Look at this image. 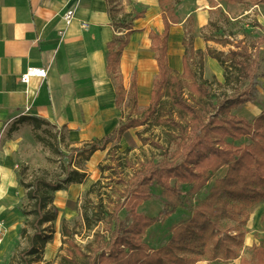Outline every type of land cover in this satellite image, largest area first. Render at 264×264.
I'll list each match as a JSON object with an SVG mask.
<instances>
[{
	"label": "rangeland",
	"instance_id": "374dc122",
	"mask_svg": "<svg viewBox=\"0 0 264 264\" xmlns=\"http://www.w3.org/2000/svg\"><path fill=\"white\" fill-rule=\"evenodd\" d=\"M108 6L112 25L117 33H121L116 36V47L133 32H140V37L134 36L130 48L126 50L124 65L119 61L110 70L121 111L115 129L132 118L142 122L129 128L127 134L111 133V139L104 149L89 153L84 148L89 140L75 143L67 139L55 124H41L37 128L32 121L20 125L16 121H1L0 219L6 227V236L0 248V264L20 263L18 253L28 246L29 236L33 232L32 201L27 197L21 180L27 184L34 176L49 180L62 179L71 153V167L84 171L86 177L81 183H71L64 189L49 192L53 195L50 207L56 210L57 217L43 224L51 231V238L43 247L42 260L38 264H59L61 257L72 251L81 255L77 252L78 248L87 254L92 251L90 256L93 257L100 241L109 239L115 217L120 218L126 226L131 223L130 207L141 215L159 216V220L141 234V239L151 249H158L169 240L172 227L185 219L197 201L203 200L216 180L223 178L228 171L227 164L218 167L185 207L177 206L169 215H165L164 211L169 210L171 205L166 204L159 185H153L150 188L152 196L143 201L136 203V198H129L136 189L131 185L133 174L150 160L170 161L174 157L172 152L181 141L180 136L186 132L188 134L189 128L182 130L181 125H185V120L177 125L167 118L171 111L168 102L162 111L166 119L163 122L154 116L145 117L147 104L139 102L138 81L141 82L140 96L144 100L148 87L151 89L157 76L154 43L148 38L150 33L162 30L157 1L108 0ZM167 6L173 8L178 16V23L170 28L167 64L182 78L184 95L204 105L201 113L203 121L222 116L211 104L246 90L250 99L231 107L229 114L254 123L255 117L264 113V43H257L260 37H264V5L255 4L253 0H166ZM126 26L137 30L127 33ZM140 46L143 48L141 57L138 55ZM185 47L202 51V60L192 52L190 66L195 72V80L203 83L209 91V97L201 99L193 89L191 80L182 75L181 58ZM209 49L217 53L220 60L211 57L207 52ZM231 50L238 52L235 55L230 53ZM236 58L257 61L253 83L238 75ZM131 63L134 64L131 66ZM133 72L135 90L131 84ZM245 96L241 95L243 98ZM173 116L175 121L180 122L175 112ZM211 138H214V134H211ZM228 141L235 145L254 144L253 138L247 135L232 141L228 138ZM8 164L11 174L6 171ZM168 181L181 190H187L190 185L176 181V177ZM93 183L95 186L88 192ZM218 198L221 202L229 203L223 195ZM242 206V214L238 218L242 219L246 214L245 223L225 216L219 217L223 228L228 229L227 235H231L233 240L223 235L217 247L215 242L219 233L208 237L204 252L198 255L193 264H264V201ZM240 233L244 234L242 242H239ZM227 247L235 254L225 251ZM179 255L192 256L189 252Z\"/></svg>",
	"mask_w": 264,
	"mask_h": 264
},
{
	"label": "trees",
	"instance_id": "16d2710c",
	"mask_svg": "<svg viewBox=\"0 0 264 264\" xmlns=\"http://www.w3.org/2000/svg\"><path fill=\"white\" fill-rule=\"evenodd\" d=\"M161 6V15L163 29L161 33H150L149 38L153 41V50L158 66L157 76L151 90L150 102L145 110V117L154 116L156 120L163 122L164 104L168 102L171 105L170 116L175 124H182V130L189 128V132L182 135L172 152V159L148 161L133 174L131 185L136 187L129 198H136L134 202L143 201L152 193L150 188L153 185H159L161 195L165 202L171 205L169 210L164 211L165 215L171 214L175 207H185L193 194L197 192L206 180L213 174V171L222 165H228V171L223 178L216 180L208 195L191 208L189 215L175 224L171 229V236L167 243L158 249H151L149 245L141 239L148 227L159 220V216L148 217L129 210L132 220L129 225H125L120 218L113 219V225L110 227L108 240H101L95 255L85 253L78 248L76 255L74 251L69 255L61 257L59 264H193L199 254L205 250L206 239L219 233L215 246L219 247L220 238L225 235L233 240L231 235H227L228 229H224L220 216L241 220V223L247 221L244 218L239 219L242 214V205L245 203H256L264 201V113L255 117L254 123L241 116L229 114V109L233 106L249 100V93L245 90L237 96L225 97L213 105L221 117L213 116L207 121H203L204 105L193 97H186L183 92L184 83L180 75L170 68L167 64V42L169 29L172 22H176L177 16L168 6L165 7V0H157ZM264 4V0H254ZM127 33L133 31L131 27L126 26ZM116 40L113 38L107 43L108 67L114 69L120 58L121 50L125 47L128 39L125 38L116 47ZM258 44L264 43V37L258 39ZM182 44H186L183 41ZM192 52L202 60V51L193 50L191 47H185L182 56V65L184 77L192 82L193 89L199 94L201 99L209 97V91L203 83L195 80V72L190 66ZM208 54L220 60L217 53L212 50ZM238 51L231 50L230 53L237 54ZM245 57V56H244ZM257 61L253 59L236 58V67L238 75L250 79L253 83L256 73ZM135 90V82L132 83ZM246 95L244 98L241 95ZM119 96V95H118ZM167 98H166V97ZM168 100V101H166ZM173 112L179 118L175 121ZM34 123V127L39 128L41 124L47 122L38 117H26ZM142 122V121H141ZM138 118H132L126 123L119 125L113 132H128V129L141 124ZM48 124V123H47ZM184 128V129H183ZM112 132V133H113ZM214 134V138H211ZM112 134L104 135L99 139H94L85 143V150L93 153L98 149H104L110 141ZM247 135L253 138V146L238 144L235 145L228 141ZM69 156L64 175L62 179L49 180L43 176H34L33 179L25 184L27 197L32 201L31 226L33 232L29 236V244L18 253V264H38L42 260V249L46 242L51 238V231L43 224L56 219L57 212L50 207L53 201V195L50 191H57L66 188L71 183H81L86 177L84 171L72 168ZM176 177V181L189 183L187 190H181L177 185H171L169 179ZM93 183L88 192L93 189ZM220 195L225 196L228 204L221 202ZM124 203H122L123 205ZM135 204V203H134ZM238 206V207H237ZM231 228V227H229ZM44 231H49L44 233ZM243 232V231H241ZM243 241V233H240ZM222 239V238H221ZM223 246V245H222ZM96 247V246H95ZM226 247V246H225ZM230 254L235 252L228 247L224 249ZM181 252H189L192 256L179 255Z\"/></svg>",
	"mask_w": 264,
	"mask_h": 264
},
{
	"label": "crops",
	"instance_id": "0c3cea01",
	"mask_svg": "<svg viewBox=\"0 0 264 264\" xmlns=\"http://www.w3.org/2000/svg\"><path fill=\"white\" fill-rule=\"evenodd\" d=\"M108 7V0H0V122L20 125L29 121L26 117H38L55 124L75 143L99 139L115 130L121 111L113 69L108 67L107 43L121 33L115 31ZM67 10L73 11L68 25ZM176 23L178 16L170 28ZM139 33L133 32L121 50L122 66L126 50ZM29 67L44 68L45 77L21 81ZM133 81L136 88L135 72ZM140 84L139 102L148 106L153 85L142 100ZM6 171L11 174L9 164Z\"/></svg>",
	"mask_w": 264,
	"mask_h": 264
},
{
	"label": "built area",
	"instance_id": "2783aa9c",
	"mask_svg": "<svg viewBox=\"0 0 264 264\" xmlns=\"http://www.w3.org/2000/svg\"><path fill=\"white\" fill-rule=\"evenodd\" d=\"M73 11L72 10H67L65 15H64V19H65V23L68 25L71 22V19L73 18L72 16ZM83 27H88V23L87 22H82L81 23ZM46 75V71L44 68L41 67H29L26 72H24L21 75V81L23 82H28L30 76H40V77H45ZM6 236V227L4 225V223L1 221L0 219V248L3 244L4 238Z\"/></svg>",
	"mask_w": 264,
	"mask_h": 264
}]
</instances>
